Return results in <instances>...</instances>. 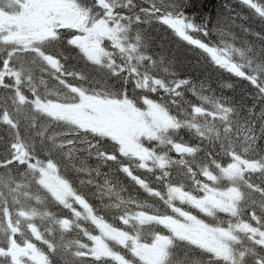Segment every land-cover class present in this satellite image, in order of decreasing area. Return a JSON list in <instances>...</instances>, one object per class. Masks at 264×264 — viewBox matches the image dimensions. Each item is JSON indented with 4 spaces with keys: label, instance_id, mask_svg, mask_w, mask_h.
Wrapping results in <instances>:
<instances>
[{
    "label": "trees",
    "instance_id": "obj_1",
    "mask_svg": "<svg viewBox=\"0 0 264 264\" xmlns=\"http://www.w3.org/2000/svg\"><path fill=\"white\" fill-rule=\"evenodd\" d=\"M20 1L0 0V10L17 14ZM75 1L83 12L101 8ZM125 1L109 26L127 52L107 48L97 59L66 28L32 43L0 36V264H264V0ZM173 20L190 24L186 36ZM84 97L163 109L171 124L136 141L155 159L42 109ZM242 164L252 168L226 175ZM46 167L83 206L42 182ZM230 188L233 209L204 206ZM146 215L221 230L227 255L171 239ZM105 226L130 240L110 242V255L94 243ZM165 234L163 256L142 252Z\"/></svg>",
    "mask_w": 264,
    "mask_h": 264
},
{
    "label": "rangeland",
    "instance_id": "obj_2",
    "mask_svg": "<svg viewBox=\"0 0 264 264\" xmlns=\"http://www.w3.org/2000/svg\"><path fill=\"white\" fill-rule=\"evenodd\" d=\"M100 2L101 8L97 13L83 12L77 6L75 0H22L21 5L23 10L17 14L10 15L0 10V36L6 40L17 39L23 40L26 43H32L37 39H47L56 36L57 32L65 29L66 26H60L52 21V14L57 8L60 7H73L79 9L84 16V24L79 27H74V42L81 44L82 47L92 56L97 59L100 58L101 53H107V48L116 47L120 50H125L121 44L122 40L119 38L120 30L116 25L115 30L112 26L120 18L119 11L125 7V0H96ZM161 1V0H160ZM18 2V1H17ZM173 20L171 25L181 29L184 36V30L189 29L191 26L186 21ZM127 52V50H125ZM220 62L228 66L232 70H236L233 63H229L224 59L223 55L218 56ZM11 76L10 73H5L1 76ZM144 83L146 81L144 80ZM92 105L98 109L102 115L98 122L94 118H85L80 115H74L58 106H43L42 109L57 117L71 119L72 122L84 129L97 130L105 133L116 141L119 142L121 150L130 154L139 155V160L152 161L154 155L152 152L145 150L140 145H137V138L139 135L155 136L159 133L161 128L171 124L168 117L162 110L157 107L151 108L147 113L137 111L131 104L126 103H113L95 101L92 98H81V102L72 106ZM178 152L182 149L178 147ZM153 157V158H152ZM155 159V158H154ZM251 164H242L240 166H231L232 169L226 171L229 178H236L243 174L248 169H251ZM42 175V182L50 186L56 192L57 197L64 202H74L75 199L72 191L68 185L59 181L54 175L52 167L42 168L40 170ZM53 173V175H52ZM236 197V190L230 188L222 194L216 196L215 194L206 199L204 206L210 210L219 208L220 203L223 201L225 208L233 209ZM77 203L83 206L79 201ZM197 207H200L197 204ZM85 210V208H83ZM168 218V217H167ZM183 220H172L168 226H163L167 234L172 238L180 240H187L204 244L206 248L213 250L222 256L227 255V246H225V239L228 235L221 230L209 229L193 219H189L184 215ZM144 224L147 222L142 217ZM102 236L95 238V248L100 255H110L109 243L127 244L130 240L122 234H117L111 228L105 226L99 228ZM164 236V237H162ZM168 235H155L152 240L151 247L140 248V251L147 252L150 257L163 256L166 247L171 239H167ZM155 245V246H154ZM137 246V245H136ZM137 251V250H136ZM140 254V252H138ZM153 262V260H148Z\"/></svg>",
    "mask_w": 264,
    "mask_h": 264
},
{
    "label": "water",
    "instance_id": "obj_3",
    "mask_svg": "<svg viewBox=\"0 0 264 264\" xmlns=\"http://www.w3.org/2000/svg\"><path fill=\"white\" fill-rule=\"evenodd\" d=\"M237 1L245 5H248L252 8L255 6L252 0H237ZM52 20L54 23L59 25L66 24L68 28L72 27L74 23H78V25H82L84 22L83 18H81V13L71 7H61L55 10L52 16ZM65 110L72 114L80 115L85 118H94L95 122H98L102 117L100 111L90 105L68 107ZM145 219L146 220L155 219L164 226H168L171 224V220L167 218H154V217L146 216Z\"/></svg>",
    "mask_w": 264,
    "mask_h": 264
}]
</instances>
